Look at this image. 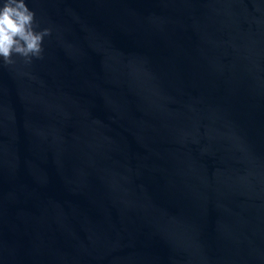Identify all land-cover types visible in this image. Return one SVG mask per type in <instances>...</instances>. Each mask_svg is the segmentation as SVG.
<instances>
[{
    "label": "water",
    "instance_id": "obj_1",
    "mask_svg": "<svg viewBox=\"0 0 264 264\" xmlns=\"http://www.w3.org/2000/svg\"><path fill=\"white\" fill-rule=\"evenodd\" d=\"M0 264H264V0H0Z\"/></svg>",
    "mask_w": 264,
    "mask_h": 264
}]
</instances>
